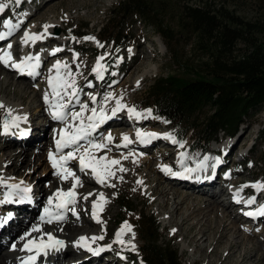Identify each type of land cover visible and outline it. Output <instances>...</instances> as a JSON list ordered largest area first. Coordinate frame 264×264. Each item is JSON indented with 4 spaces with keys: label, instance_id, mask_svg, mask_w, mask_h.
I'll list each match as a JSON object with an SVG mask.
<instances>
[{
    "label": "rangeland",
    "instance_id": "1",
    "mask_svg": "<svg viewBox=\"0 0 264 264\" xmlns=\"http://www.w3.org/2000/svg\"><path fill=\"white\" fill-rule=\"evenodd\" d=\"M23 1V0H22ZM16 5L14 3V0L12 3H9L8 0H0V3L8 4V6L5 8L4 16H9V18H4L3 21L10 20L13 24L21 22L22 18H24V15L29 12L28 16L26 17L27 20L23 25L20 26V29L13 34V38L11 39V45L12 50V62L19 63L21 59L27 56H39L41 53V56L48 54V56H51V59L47 61L41 68V73L37 76V78L34 81H27L23 82L22 80H18L17 72L16 70H13L10 66H5L3 63H0V67L7 70V73L15 77V80L13 83L18 84L26 88V91L28 92L27 95L30 98L35 97L32 90H30V87L33 88H39V97H36V101L34 106L29 108L24 103H20L17 100H14L13 98L8 99L6 97H3L1 93L3 91L0 90V99H3L4 102L7 103L8 106L13 103L12 106L17 107V111L20 114H24V112H29V115L27 120L29 119L30 122L36 124L39 117H41V124H47L49 123V116L51 115V108L49 107V104H45L43 106H40V103L38 101L44 100L45 92H51L50 88L48 89V79L50 76H54L55 72H51L49 69L53 68V65L56 63L57 60H60L62 62H66L71 69V72L73 73V78L75 79V87L78 90V97L74 99H78L80 102L85 104H90V106L94 105L90 99L91 96H95L97 103L95 104L96 107L99 108L104 101L103 97L107 95L108 93H112L115 98H120L123 96L122 103L125 105H128L130 107H135L139 113H141L140 117L146 116V124L142 123L141 130L145 131L148 130V133H156L160 135V138L158 139L157 143L155 145H152L147 151L138 149L137 147H130L129 153H122L120 149L114 150L116 153L115 155H110L109 160L112 159H120L123 155H128L129 157L125 160H119L120 165L113 166V171H115L116 175L115 177L111 178L109 181L106 182L107 185L111 184L114 186H109L108 190H98L97 185H89V188L92 186L94 187L93 190L94 194L99 195L100 193H103L104 198L107 200V206L105 208H108L107 214L103 215L101 217L103 221V225H99V223H95L90 225L91 222H95L93 220V215L91 207L82 203H78V205H73L75 209V213L82 212L83 207H87V210L85 213H83L79 219L76 217V214H71V217L66 214L64 215L65 218H67V223H71V229L74 230L77 233L85 232L84 235L88 234L92 229H88V226L85 224L87 223L89 227H93L96 229V233L92 234L94 232H90V235L95 236H104L103 240H99V242L95 243L103 247H109L110 244L113 246L115 245L117 248L116 251L109 250L105 254L110 255L113 253V255H110L103 261V263L100 264H142L141 260L139 258V253L136 251L137 244H140V231L136 227V211L144 212L145 215L152 216L153 220L158 224V235L160 237L159 243H162L164 245H171L173 248H176L178 250V256L182 264H236L237 262H241L240 256L243 255L245 251L251 250L253 247V244H261V238H259L257 235V238L253 239L252 241H247L244 239L243 243L236 248V257L233 259H224L225 254L227 252V246H224L225 244L219 245L216 248V251L213 250L212 254H210L209 243L205 242L203 243L204 252L200 253L197 252L193 247L188 246L186 242H184L180 237V232L177 230V226L174 224H168L169 218L166 211L161 210L159 207H157V203L154 205L151 204V201L147 198L149 195V187L142 186L140 188H137L135 184L133 183V180L140 181L141 178V172L142 171H148L147 167H150V164H154L155 166H162V165H168L172 168L175 167V165L178 163V159H180V154L187 151L191 145L193 144L192 134L188 133L184 139L177 141L183 143V147L181 148L179 146V143H173L171 140L165 138L167 134H171L169 130V125L166 120L163 118H159L154 113H152L151 108L145 107V94L147 91L148 86L153 82L155 79L161 76H165L166 73L169 71L170 63H169V55L160 40V38L157 36V34L154 32V30L151 27H147L142 22L139 21V18L136 15L130 14L128 11L125 13H122V17L119 16L121 8L126 5V0H26ZM169 1V4H171L175 8H180L182 6H201L203 4H207L213 9H223L227 11L229 14H233L234 16L238 17L244 22L251 23L257 26V30H259L261 33L256 34V38L258 39V42L261 43L264 46V0H167ZM21 5V6H20ZM46 6L44 9L43 7ZM42 10H41V9ZM40 11H39V10ZM13 10H16L13 11ZM31 11V12H30ZM118 16V17H117ZM112 20V24H109L107 27L104 28V32L101 34V36H98L99 39H101V45L104 46V42L107 39V36H111L110 31L117 32L121 29L123 37V43L117 44L115 46H112V43H108L107 46L103 49H101V46H98L97 40H87V42L82 45L83 41H86V39L82 38L80 40L78 39H72V37H75L76 32L78 31V27L86 25L87 28L84 30V33L88 36H96L97 33L99 34L100 28L102 26H105L107 24V20ZM172 19V18H171ZM122 21V25L119 26V22ZM51 23L56 26L55 31H51L52 35L50 36L49 43L43 44L42 46H39L38 49H36L35 43H23L24 39V32L29 30L31 26H35L37 28V32L35 34L43 33L44 30L41 31V28L45 26L46 24ZM116 24V28H113V26ZM168 24L170 26H175V23L173 20H169ZM3 23H0V29H3ZM17 34V35H16ZM22 35V36H21ZM20 37V38H19ZM78 37V36H76ZM23 38V39H22ZM22 39V40H21ZM55 42V43H54ZM61 42H66L67 46H60L62 47V53L58 55H53L52 52L54 49L58 48L57 45H61ZM8 43V44H9ZM14 43L18 45L19 43V50L18 48L14 47ZM7 44V45H8ZM106 44V43H105ZM7 45L0 44V52L5 50ZM33 45V46H32ZM131 45L130 48H125V46ZM120 46H124L121 47ZM6 47V48H5ZM119 47V48H118ZM36 49L35 52H33L32 49ZM189 46L185 47L184 52H188ZM18 52L16 53V51ZM111 50V54L109 55V51ZM5 52V51H4ZM134 52L136 53L135 59H132L131 54ZM3 55V54H2ZM109 55V57H107ZM113 56V58H112ZM100 57H103V59H111L108 61L106 68L104 67L102 69V76L104 79H100L97 77V74L93 72V68L97 66V60L100 59ZM44 58V57H41ZM48 58V57H47ZM141 58V59H140ZM102 60H100L101 63ZM34 62V61H33ZM102 64V63H101ZM139 67V70L134 73L133 75H130L129 72L132 67ZM0 68V69H2ZM120 71V72H119ZM145 72L146 77L141 80L138 79V73ZM99 80V81H95ZM101 81V82H100ZM30 82V86H29ZM137 82H139V86H137ZM94 83V84H93ZM28 84V85H27ZM32 84V85H31ZM91 85V86H89ZM81 86V89L78 87ZM83 86V87H82ZM31 92V93H30ZM69 92H71V89H69ZM7 99V100H6ZM51 99V98H50ZM45 101V100H44ZM64 103H68V108H70V104L68 102V98L65 97ZM74 102V101H73ZM42 104V102H41ZM76 105H73L72 110L70 111H80V104L75 103ZM37 106V107H36ZM89 106V105H88ZM36 107V108H35ZM44 107V108H43ZM115 107V100H111L107 103V114L110 117L109 119H112L115 116H112L111 109ZM38 110V111H37ZM42 110V112H41ZM148 110H151V114L149 115ZM89 112V111H88ZM125 116L120 117L123 119V123L127 121L124 125L114 126V124L104 123L98 133L97 137L95 138L98 143H103L105 140L103 139L108 135V131L112 128L117 127L120 131H125V133L129 134L132 138L135 132L137 130H140V122H137L135 124H131L129 121L132 120L129 115H127V110L120 111ZM119 112V113H120ZM205 113H207V110H204ZM43 114V116H42ZM38 115V116H37ZM88 113H84L85 122H87L86 117ZM90 115V114H89ZM88 115V116H89ZM52 117V115L50 116ZM112 117V118H111ZM11 116H7V113L0 112V133H2L3 129V123L5 119L11 120ZM37 119V120H36ZM27 121V123H29ZM71 121V116L69 115V120L66 122H60L57 124L56 127H66V124ZM78 124L79 122H73ZM56 124V123H55ZM53 124V125H55ZM106 124V125H105ZM264 124V109L260 112H256L255 114H251L249 117L244 119L243 124L238 128L237 133L232 139H237L238 136L241 134L248 135L245 139L242 141L233 140L234 145L232 147V150L229 155V161L227 165L224 167V169L220 172L219 175H217V178L219 176V180L222 181L223 177L222 173L225 170V174L230 173V169L232 170L231 178L225 182L224 184L227 185L229 181L231 183L229 185H232L233 183L238 184L236 189H241L244 185H249V187H244L243 189H249L251 195L250 198L255 197V204L258 205L259 200L264 198V190H262V193H260L259 197L253 194L254 190L253 187H250V185H254L256 183H264V162L259 163L257 165V162L259 159L263 156L264 150L255 149L251 161L253 162L251 165H245L244 164V157H249L247 152L251 149L252 145L259 141V132L261 130L262 125ZM49 125V124H48ZM53 125H49V127L45 128L44 133L47 135L46 141L47 144L45 145L39 155L42 157L39 165L37 167H34L33 170L31 168H27L25 163H23L21 166H23V169L19 172L21 173V176L18 174L12 173L13 170L10 168L9 165H1L3 166L2 169H0V178L3 179V181L9 178L13 179L14 181H23V185L26 184L29 186L31 183L33 184L31 188V192L28 194L30 199L33 200L31 204H36V210L38 212V209L42 207L39 206L40 201V195L36 194L37 191L42 188L49 186H52V181H57L54 177V174L52 172V168L49 165V160L47 161V154L49 151H52L53 148H56L55 142L53 137H50L53 129ZM137 125V127H136ZM43 126V125H42ZM134 126V127H133ZM29 127V126H28ZM128 127V128H127ZM41 128V127H40ZM109 128V129H108ZM124 128V129H123ZM9 130H15V127H10ZM246 132V133H245ZM157 135V136H158ZM240 135V136H241ZM244 135V136H245ZM173 136V135H172ZM174 137V136H173ZM158 138V137H157ZM13 139L18 140V138L13 137ZM230 138L226 139L225 136L220 135L218 136L217 143H210L206 150L210 151V148L218 149L222 151L224 148V145L229 143ZM6 140V141H5ZM0 135V148H3L4 152L6 151H17L22 150L24 147H22L20 144L15 143L12 146H7L8 143H10L7 139H5ZM133 140V139H131ZM168 142V143H166ZM85 143V142H83ZM82 143V144H83ZM226 146V145H225ZM164 147V148H163ZM181 148L182 150L177 149ZM173 149H176L172 151ZM125 150V149H123ZM66 151V149L64 150ZM230 151V149H229ZM228 151V153H229ZM222 153V152H221ZM186 158L188 155L184 153ZM194 154H199V151H195ZM94 155L98 158L101 157L100 155H97L94 153ZM107 156V154H104ZM119 156V157H117ZM202 157L207 156L205 153L204 155H200ZM4 157V158H3ZM0 158V163L2 161H5V158L7 156H3ZM242 157V158H240ZM251 157V156H250ZM150 159V164L147 166H139L137 171H131L128 172L127 170L124 172H120L119 168H126L134 166L136 163H143L144 160ZM222 157L220 158V160ZM226 158H224V161L222 165H225ZM74 160V161H73ZM69 163V168L74 172L76 167V162L78 159H73ZM246 160V159H245ZM122 161V162H121ZM142 161V162H141ZM165 161V162H164ZM169 161V162H168ZM173 162V163H172ZM183 162L185 160L183 159ZM221 162V163H222ZM256 165H255V164ZM25 165V166H24ZM47 167V168H46ZM49 167V168H48ZM223 168V167H222ZM47 169V170H46ZM78 170V169H77ZM87 170V169H86ZM85 170V171H86ZM157 170V171H156ZM11 171V172H10ZM141 171V172H140ZM150 171V170H149ZM154 171V172H153ZM82 173V172H81ZM91 169H88L86 173L83 172L82 176L84 178V175L86 177L90 178L91 175ZM80 175V174H79ZM150 175L155 176L159 179L160 182H162V187L164 188H173L172 184L164 182L163 178L161 177V171L158 169L151 170ZM258 175V176H257ZM81 176V177H82ZM50 177H54L53 179ZM120 177H123L121 180ZM129 178V179H125ZM31 180V183H30ZM67 182L69 185L66 187L61 185H56V188H62L63 190L70 189L73 184L72 178L67 179ZM28 183V184H27ZM20 184V181H19ZM91 184H93L91 182ZM96 184V183H94ZM55 186V185H54ZM168 186V187H167ZM171 186V187H170ZM176 186V185H173ZM22 187V185H21ZM65 187V188H64ZM70 187V188H69ZM184 188H187L189 186L183 185ZM55 188V187H54ZM90 188V189H91ZM97 188V190H95ZM176 188H179L176 186ZM3 188L0 186V199L3 198L4 194L2 193ZM53 189V187H52ZM50 189V191L52 190ZM231 189V188H229ZM57 189H53L51 192L54 194ZM191 193H195L198 195L203 194L199 190H190V189H182ZM256 190V189H255ZM198 191V192H197ZM257 191V190H256ZM96 192V193H95ZM260 192V191H259ZM256 192V193H259ZM89 191L82 193V200H85L84 197H87ZM204 195V194H203ZM15 199H18L19 197L13 196ZM14 198L11 197L12 201ZM217 200V201H216ZM20 201V200H18ZM41 201L45 202L44 197L41 198ZM125 202L128 208L124 209L121 208L119 202ZM214 201L216 205H219L221 208L225 209V213L227 214L228 222H235V227L238 229V233H241V231L248 230L252 233H259L260 235L264 236V217L262 219H258L256 225H253L251 222V219L247 221H240L241 217L238 215V211L241 208H235L237 205H231V207H228L227 200H224L222 197L219 199L214 198ZM48 204V200L47 203ZM259 206V205H258ZM264 206V204L262 205ZM72 208V205L69 206ZM5 213V212H4ZM3 213V214H4ZM26 219L24 218L23 221H25V224L27 220L30 219L31 214L25 213ZM23 215V216H24ZM23 216L21 218H23ZM178 221V219L176 220ZM20 225L22 226L21 229L24 227L25 224H23L22 221H19ZM115 222V223H114ZM127 222L132 226V232L135 233L136 240L132 241L131 244L135 245V251L131 249V245L128 244V241H125V244H120L115 242L116 236L115 234L121 229V226ZM189 225L193 224V221L188 223ZM32 225V224H31ZM64 225V224H61ZM59 225V226H61ZM19 226V225H18ZM34 225H32L33 227ZM37 226V225H36ZM41 227V226H40ZM56 227V226H53ZM15 228V227H13ZM235 228V229H236ZM30 229V226H29ZM105 229L108 231V235L103 233ZM241 230V231H240ZM13 232L16 231V228L11 230ZM89 231V232H88ZM139 232V233H138ZM233 235V233L230 234L229 242L230 240L234 243H239L241 240V237L238 235ZM131 235V233H128ZM6 236V234H4ZM2 235V237L6 240V237ZM8 238V237H7ZM20 243L19 246L21 244ZM111 242V243H110ZM225 242V241H224ZM120 244L117 245V244ZM6 246H2L1 248H5ZM227 249H226V248ZM261 251L264 255V245L261 246ZM13 249V247L11 248ZM72 250L69 249L66 250L62 256V261L64 264H74V259L72 258ZM104 252V251H103ZM114 252H122L124 253V259L120 260V258H117L118 261H113L115 256ZM79 254L82 256L85 255L83 251H79ZM77 255V254H76ZM253 255H256V251L253 252ZM252 255L250 257L249 262H245L244 264H258V258ZM85 257V256H84ZM126 258V262H124ZM222 259V260H221ZM13 264H17L16 262H13ZM96 264H99L97 262Z\"/></svg>",
    "mask_w": 264,
    "mask_h": 264
},
{
    "label": "bare ground",
    "instance_id": "2",
    "mask_svg": "<svg viewBox=\"0 0 264 264\" xmlns=\"http://www.w3.org/2000/svg\"><path fill=\"white\" fill-rule=\"evenodd\" d=\"M31 2L33 3V0ZM46 6H48V5H45L43 7V9ZM2 14L3 13H0L1 16H2ZM26 20H27V18L24 19L23 23H25ZM23 23H21V25H23ZM46 25H51L52 27L48 28V30H47L48 34L45 36L44 39L37 40L38 42H36L34 44V45H36V47H35L36 49H38L39 46H42L43 44L47 45L49 43V41H52L51 39L49 40V38L52 35L51 31H55L56 26L51 24V23H48ZM18 30H14L13 34L16 33ZM42 30H44V26L41 28V31ZM5 31H7V29H5V28L0 29V32H5ZM27 31L30 34L36 33L37 28L35 26H31L30 29ZM13 34L10 36V38L8 37L9 39L7 38L8 40L5 39L4 41H0V44L5 46L9 42H11V39L13 38ZM14 44H15L14 47L18 48V50H19V43H18V45L16 43H14ZM60 44L61 45L58 44L57 47L61 48V49H62V47H60V46H64V47L67 46L66 42H61ZM36 49L33 48L32 49L33 52H35ZM18 50L16 51V53L18 52ZM4 51H8V48L1 51L0 55H2L4 53ZM10 51L13 52L12 48L10 49ZM60 53H62V51L58 52V54H60ZM58 54H56V55H58ZM41 57H44V58H41ZM41 57H40V67L36 70L38 72V74L41 73L42 66L47 61H49L51 59V56H48V54L43 55ZM135 57H136V53H135V55H133L132 59H135ZM105 61H107V59H102V61H101L102 65H103V62H105ZM9 66H10V64H9ZM0 68H2V67H0ZM13 70H16V69L13 68ZM49 70H51V72H55L54 68H51ZM138 70H139L138 66L132 67L129 74L133 75ZM16 72H17L16 74H17L18 80H22L23 82H27V81L31 82L35 76V75H31V77L26 78L24 76H21L19 71L16 70ZM53 74H55V73H53ZM138 74L139 75L137 76L138 77L137 80H141V79H144L146 77L145 72L141 71V73H138ZM15 79H16L15 77H13L9 73H7L6 69H3V68L0 69V90L3 91V93H1L2 96L6 97L10 100H11V98H13L14 100H17L20 103H24L25 105H27L29 108L32 109V107L34 106L35 101L37 99L36 97H39V95H40L39 88H33L32 89L30 87V90H32L31 92H33V94L35 95V97L30 98L27 95L28 92L26 91V88L23 87V86H25V84H23V86L15 84L13 82L18 81ZM30 82H29V86H30ZM47 88L49 89V85L47 86ZM78 88L81 89V86H79ZM50 91H51V89H50ZM41 102H42V104H41ZM0 103H2L5 106L4 108H0V112H2V113H4V112L7 113V110L11 109L12 110V116H20V117H26V118H28V116L31 117V115H29V112H28V114H27V112H24V114L23 113L20 114L17 111L18 110L17 107L12 106L13 103H11V105L8 106L7 103L3 101V99H0ZM38 103H40V106H43L46 104L44 100L38 101ZM73 105H75L74 102H71L70 108H68V109L72 110ZM88 105H89V103H88ZM92 107H96V105H92ZM41 112H42V110H41ZM127 115H129L128 112H127ZM42 116H43V114H42ZM123 116L124 115L122 114V112H120V113L118 112V115H116L113 118L111 117L112 119L106 120L105 123H109V124L115 123L114 126H119V125L122 126L125 123L127 124V121H125L123 123L124 118H122V119L120 118ZM131 119H134L133 124H135L136 122H140L137 125H140V131L141 132L148 133V130H145V131L141 130V128L143 127L142 123L146 124V122H147L146 116L140 117L138 119L137 118H131ZM27 121H29V119L28 120L27 119L21 120L19 122V126L15 127V130H9L7 133H5L4 129H2V133H0V135H2L4 140L7 139L10 142V143H8L7 146H12L13 144L18 142V144H20L22 147H24V149L17 150L16 152L15 151L4 152L3 151L4 149L0 148V158H2L3 156H7L5 158V161H3V163L1 161L0 169H2V167L4 165H6V166L9 165L10 168L13 170L12 173L18 174L23 169V166H21L23 163H25L27 168L29 166V168H31V170H33L34 167H37L39 165L38 163H40L41 158H42L39 155V153L44 147H46L45 145L47 144V141H46L47 135H45L46 133H44L45 128L49 127V125H53L54 123H59L58 120L56 121L55 119H53V117H49V123H47V124H41V122H42L41 117H39L36 124H34L30 121H29V123H27ZM69 123H73V121L71 120V121H69ZM102 125H100V127ZM127 125L130 126L129 123ZM137 125H136V127H137ZM53 126L54 127L51 130L52 133H51L50 137H53L54 141H57V139H59L60 130L65 128V127H56L58 125H53ZM100 127L96 130V132L93 135L95 138L97 137V133H98ZM117 129L118 128L115 127V128L110 129V130H107L108 131L107 133L108 134L111 133L112 137L114 138L113 142H112V144L108 145L107 149L95 151L94 152L95 154L100 155V156L101 155L104 156V154H107V156L105 155V157H107V159L109 160V157L111 154L112 155L116 154L114 152V150L120 149L123 154L129 153V151L127 152V150H129L130 147H137L138 149H142V150L147 149L148 150L152 145H155V143H157L158 139H163V138H160V135H158L157 136L158 138H153V139L147 140L144 143H141L136 138V132L132 138L129 134L125 133V131H120V129L119 130H117ZM123 135H127L130 137V139H133L132 140L133 142L131 144H128L127 147L122 146L123 141H122L121 137ZM240 135L238 136V138L240 137L239 140L237 138V139L229 140L230 141L229 143L226 142V144H225L226 146L224 145V148H223L224 152L220 150L221 152H223V155L221 156L222 159L221 160L219 159L220 163L218 165H215L213 170H210L211 168H213L212 166L215 164V161H216V159H214L213 157L218 155L219 148L218 149L217 148L216 149L210 148L211 149L210 151L207 150V154L209 155V156L207 155V157H210L208 159V162H207L208 168L206 171H200V172H196V173L192 174V176L190 178L194 179V183H189L188 181L183 179V178H186L187 174H185L183 176H173L171 174H166L165 172L161 171L160 166H155L154 164H150V159L145 160V158H144L145 161H143V163H136L134 166L126 167L125 169L128 172H131V171L139 172V170H137V168L139 166H144V165L147 166L148 164H150V167H147L148 171H142V172L140 171L141 172V178H142L140 181H142L143 183L142 184L138 183V181L136 182L135 180H133V183L135 184V186L137 188H140L142 186L149 187L148 189L150 191H149V195L147 196V198L151 201V204L154 205L155 203H157V207H159L163 211H166V213L168 214V218H169L168 224H174L177 226V228H178L177 230H179V232H180L181 239L184 242H186L188 244V246L193 247L197 252L202 253V252H204V248L202 247L203 243L207 242V243H209V248H211L209 253L212 254L213 250L216 251V248L219 245L225 244L224 246H227L228 249L225 247L227 249V252L225 254L224 259L230 260V259H233L237 256L236 255L237 254L236 248H238L243 243L244 239L247 241H252L254 238L256 239L258 236L259 238H261V244H258V245L253 244V247L251 250L245 251L243 253V255L240 256L241 262H237L236 264H244L245 262H249L250 257H252L254 251H256V255H253V256H254V258L255 257L258 258V264H264V255L261 251V249H262L261 246L264 245V236L260 235L257 232H255V233L249 232L248 230H246V231L240 230L241 233H238V229L235 227V222H233V221L228 222V220H227L228 216L225 213V209L221 208L219 205H216V203L214 201L215 196L217 199L222 197L224 200H227L228 207H231V205H237L235 207L236 209L237 208L244 209V207L245 206L248 207V205L243 203V197L246 195H249L250 190L249 189H243L241 191V189H237L235 191H230L227 188V186H229L231 181H229L227 185L222 184L218 179H216L213 182L204 181L205 176H209L211 174L219 175L220 172L224 169V167L227 165V163L229 161L228 157H229L230 152L232 150V147L234 145L233 140L242 141L243 139H245L248 136L245 134H243L241 136ZM13 137L18 138V140L13 139ZM81 143H83V142H81ZM166 143H168V142H166ZM55 145H56V142H55ZM118 145H121V146L118 147ZM54 149H56V148H53V150L49 151V152L55 153L56 150H54ZM108 149H111V150L109 151ZM123 149H125V150H123ZM229 149H230V151H229ZM70 150L71 149H66V151H64V154H66ZM174 150H176V149H173L172 151H174ZM178 150L180 151L182 149L178 148L177 152H178ZM228 151H229V153H228ZM49 152L46 153L47 154L46 156L48 158L47 161L49 160ZM126 154L123 155L122 158H120L118 160H125L123 158L124 156L129 157ZM117 157H119V156H117ZM226 157H227V159H226L225 165H222L223 164L222 161H224V158H226ZM3 158H2V160H3ZM203 158L204 157L198 156L197 154L188 153V156L186 158H184L185 162H183V164L188 168H195L196 165L203 160ZM70 162H71V160L68 162L67 167L69 166ZM77 162H76V164H77ZM177 162L178 163L175 165V167H173V164L171 165L173 171L174 172H177V171L183 172V168L181 167L180 159H178ZM1 165H3V166H1ZM48 166H50L52 168V172H53L54 177L57 181H52V186H49L48 188L42 187L37 191L38 193H36V194H39L41 198L44 197V200H45V202L43 204V202L41 201V198H40L39 206L42 204L41 205L42 207H40L38 209V212L36 210L37 205L31 204L33 201L31 199L26 200L24 202H20V201H18V200H20L19 198L15 199L14 197H12V198H14L13 201H12V199L10 201L6 199V197L8 196V193L10 191V189L6 185H8V184H19V181L21 182L22 180L14 181L11 178H9V179L6 178V180L4 181L5 183L0 184V186L3 188L2 193L4 194L3 198L0 199V216H7L9 214H11V216H12V220L10 221V223L6 227L0 228V264H13V262H16L17 264H21L22 262H24L26 260V259L25 260H21V259H23L25 257V254L28 253L27 251L21 250L23 248L24 244L27 242V240L36 239L38 241L39 238L42 237L43 240L45 241V243H48L49 241L47 238V233H51L56 239L63 241L64 247L60 248L59 250H54L53 252L50 253V255L46 259H44V257L39 256L37 258V260L35 259L33 264H64L60 260L62 259L64 252L66 250H69V249H73L71 254L73 255L72 258L74 259V264H96L97 262H99V264L103 263V261L107 258V255L103 257V253H106L109 250L116 251L117 248H115L116 247L115 245H113V246L110 245V248H105V247L100 246L98 244H93L92 246L94 248H104L106 250L108 249L107 251L104 250V252L100 251L98 254H93L92 252L85 251L84 248L76 246V241H78L81 236L92 237L93 235H90V234L92 232H94L92 234H95L97 232L96 229H94L93 227H89V225L87 223H85V224L88 226V229H92V230L90 231L91 233L88 231L89 233L84 235V233H86V231L79 234V233H77L71 229V225H72L71 223L65 224L67 221V218H65L63 221H60V222L54 221L51 224L41 222L40 218H41V216H44V208L48 206V204H46V203H47L49 196H53L57 192V190H63L62 189L63 186L66 187L67 185H69L67 180H62L60 178V176L55 174L56 169H54L52 167L50 160H49ZM116 167H118V166H116ZM155 169H158L161 171V177L163 178L164 182L172 184L173 188L162 187V185H163L162 182H160L159 179L156 178L155 176L150 175V171L155 170ZM87 170L84 171V173H86ZM74 172L78 177H80V180L82 183V186H78L75 189V192L77 195V201H76L75 205H78V203L81 204V202L86 204V205L88 203H90L88 206L91 207V209H93V203L94 202L95 203H103V201H98L99 195L94 194V191H91V190L94 189V187H93L94 185H95V187L97 185L98 190H100V189L101 190H108L109 186L107 184L102 185L100 183H97L92 172L90 173V175H91L90 178L86 177V175H84V178H83V176H82L83 172L81 173V171L79 169L78 170L75 169ZM207 172H211V174H209ZM19 176H21V173H19ZM50 178H52V177H50ZM125 179H129V178H125ZM91 182L93 184H91ZM30 183H31V180H30ZM94 183H96V184H94ZM57 184L58 185L63 184V185H61L62 188H56ZM184 184L189 186V187L184 188L183 187ZM238 184L233 183L232 185H238ZM89 185H93L92 188L90 187L91 189L89 188ZM173 185H176L179 188H176V186H173ZM32 186H33L32 183L29 186H27L26 184H24V185L22 184V187H29L30 188ZM52 187H53V189H57L54 194L51 192L53 190ZM97 188L95 190H97ZM50 189H52V190L50 191ZM182 189H190L192 191L193 190H199L204 195L203 194L198 195V193L195 194L196 192L191 193V192H188V191H185ZM68 190L69 189H67L66 191L65 190H63V191L67 192ZM253 190H254L253 194H255L258 197H259L260 193H262V191H260L259 193H256L258 191H256L255 188H253ZM88 191H89V193L87 195L88 198L85 200H82V198H81L82 193H85ZM237 192H240V197H239L240 202L239 203H237L236 199L234 198V194ZM17 202L21 203L19 207L16 206ZM263 204H264V198L259 200V202H258L259 208ZM106 206H107V203L103 205V211L102 212H100L99 209H97L98 215H99V218L101 221H102L101 217L103 215L107 214V212H108V208H105ZM251 206L255 207L254 203L251 204ZM72 207H73V205H72ZM86 210H87V207H83L82 212L77 213L75 216L78 217V219H79V215L81 217V215L83 213H85ZM27 212L31 214V217L29 220H27V222L25 224V221H23V219L24 218L26 219V215H24V214ZM242 212L243 211H241V213H238V215L241 217L240 221H247V220L251 219L249 216L243 215ZM72 213H73L72 211H66L63 214L64 215L68 214L71 217ZM22 216H23V218H21ZM256 217L258 220V219H262L264 216H256ZM177 219H178V221H176ZM93 220L95 222L90 221V225H92V226H93V224L97 223V221L94 218H93ZM19 221H22L23 224H25L22 229H21L22 224L20 225ZM191 221H193V224L189 225L188 223ZM31 224L34 226H36V225L41 226L42 232H31V229H32ZM61 224H64V225H61ZM100 224L103 225V221H102V223H99V225ZM59 225H61V226H59ZM95 225H97V224H95ZM29 226H30V229H29ZM53 226H56V227H53ZM13 227L16 228L15 232L11 231L12 229L13 230L15 229ZM28 232H31V235L27 236L26 239H22L21 244L19 246V243H20L19 241H20L21 237L24 236L25 233H28ZM103 233L106 234V236L108 235V231L106 229H105V231H103ZM231 233H233V235H237V233H238V235L241 237V240L239 241V243H234L231 240L229 242V237H230ZM4 234H6V236L8 238ZM2 235H4L6 237V240L2 237ZM123 240L132 242V241L136 240V237L133 239L132 235L126 234L123 236ZM96 242L98 243L99 240ZM3 245L6 247L2 249L1 247ZM13 245H15V248L11 249ZM117 245L120 246V244H117ZM81 250L83 251V253H85V255H84L85 257L83 255L81 256L79 254V251H81ZM110 255H113V253H111ZM110 255H108V257H110ZM113 261H118L117 257H114ZM124 262H126V258H125Z\"/></svg>",
    "mask_w": 264,
    "mask_h": 264
},
{
    "label": "trees",
    "instance_id": "3",
    "mask_svg": "<svg viewBox=\"0 0 264 264\" xmlns=\"http://www.w3.org/2000/svg\"><path fill=\"white\" fill-rule=\"evenodd\" d=\"M126 11L154 30L169 55V71L148 86L145 107L168 121L175 138L191 133L193 144L206 148L220 135L236 134L244 119L264 109V46L255 37L261 33L256 25L207 4L175 8L167 0H126L119 16ZM109 24L110 19L94 36L100 44L98 36ZM86 28L78 27L75 36L84 35ZM110 34L103 47L123 43L121 29ZM259 133L244 161L247 166L256 148L264 150V124ZM263 162L261 157L257 165ZM119 204L128 208L123 201ZM135 215L142 264H182L176 248L159 243L152 216Z\"/></svg>",
    "mask_w": 264,
    "mask_h": 264
},
{
    "label": "snow or ice",
    "instance_id": "4",
    "mask_svg": "<svg viewBox=\"0 0 264 264\" xmlns=\"http://www.w3.org/2000/svg\"><path fill=\"white\" fill-rule=\"evenodd\" d=\"M9 3H12L13 0H8ZM14 3L16 5H19L21 3V0H14ZM8 6V4L0 3V13H3L5 11V8ZM3 27L7 29L5 32H0V41H4L8 37H10L14 30H18L21 26V23L23 21L13 24L10 20L3 21ZM49 27H52L51 25H45L44 26V32L35 34V33H29L28 31L24 32V40L23 43L27 44L29 42L35 43L37 40H42L45 38V36L48 34L47 30ZM75 39V37H73ZM86 40H95V37L88 36L85 37ZM98 46L99 42L97 41ZM12 45L9 43L7 45L8 51H5L3 55H0V63H3L5 66H9L10 62H12L13 58L11 55V49ZM62 51L61 48H56L53 50L52 54L55 55L56 53ZM103 57H100L99 60H97V66L93 68V72L97 74V77L102 79V69L104 66L100 63V60H102ZM34 61V62H33ZM11 67L19 71L21 74H24L25 72L28 75H38V72L36 71L40 67V57L39 56H27L20 60L19 63L12 62ZM53 68L55 69V75L50 76L48 79V85L51 89V93L45 92L44 100L45 103L49 104V107L51 108V115L53 119L58 120L60 122H66L69 120V115L71 116V120L73 122L78 121L79 123H67L66 127L60 130L59 133V139L56 141V152H49V160L52 164V167L56 169V175L60 176L62 180H67L70 177L73 180V184L71 189H69L67 192L63 190H57V192L53 196H49L48 198V206L44 208V216H41V222L42 223H48L51 224L54 221L60 222L65 219L64 212L66 211H72L73 214L75 213L74 207L70 208V205H75L77 201V195L75 192V189L78 186H82L80 177H78L75 172H73L69 167H67L68 162L73 159L79 160L80 165V171L84 172L85 169H91V172L96 179L97 183L100 184H106L107 181H109L111 178L115 177L116 173L113 171V166L119 165L120 161L116 159L108 160L107 157L101 156L96 157L94 155L95 151L107 149L109 144H112L113 137L111 133H109L106 137L103 139L106 141L104 143H98L93 136V134L96 132V130L105 123L106 120H108L110 117L107 114V108L106 105L109 101L115 100V107L111 109L112 116H115L118 112L122 110H127L130 118H140L141 113L137 111L135 107H130L128 105H125L122 103L123 96L120 98H115L112 93H108L103 97L104 103L98 107H92L89 109L88 104L80 102L78 99H74L78 97V90L75 87V79L73 78V73L71 72V69L69 68L68 64L66 62H62L60 60H57L56 63L53 65ZM51 71V70H50ZM91 86V85H89ZM137 86H139V82H137ZM69 89H71V92H69ZM50 96L52 99H50ZM65 97L68 98V102H75L80 104V111H70L68 110V103H64ZM92 103L95 105L97 103L96 97L91 96L90 97ZM5 106L0 103V108H4ZM91 112V115L86 117L87 122H85L84 113L85 112ZM149 115L151 114V110H148ZM7 116H11V120L5 119L3 123V129L4 132L7 133L10 129V127H18L19 122L21 120H26V117H20V116H12V110H7ZM156 133H144L140 130H137L136 132V138L141 143L146 142L147 140L157 138ZM167 139L171 140L173 143H179V146L182 148L184 145L183 143L177 141L172 134H167ZM123 144V147H127L128 144H131L133 141L130 139L129 136L123 135L121 137ZM85 143H81V142ZM121 145H118V147ZM65 149H71L66 154H64ZM109 151L111 149H108ZM78 154V155H77ZM185 154H180V161H181V167L183 168V172H174L173 169L167 165L161 166V171L165 172L166 174H171L173 176H183L187 174L186 178H190L193 173L200 172V171H206L208 168V157L205 156L203 160L196 165L195 168H188L183 164ZM124 159H127V156L123 157ZM220 163V160L217 158L215 161V164L212 167H215V165H218ZM120 172L126 171L124 168H119ZM122 180L123 177H120ZM2 178H0V184H4ZM138 183H143L142 181H138ZM23 184V181L20 182V184H8L6 185L10 191L8 193V196L6 197L7 200H11V197L14 195L19 197L20 202H24L26 200H30L29 193L32 191L29 187H21ZM108 186H114L109 184ZM244 187H249V185H244L241 188V191ZM250 187L255 188L258 192L264 190V183H256L254 185H250ZM91 195V194H90ZM240 192H237L234 194V198L236 199V202H240ZM88 197H84V199H87ZM98 201H103V203H93V218L97 221V223H102V221L99 218L98 211H103V205L107 203V200L104 198L103 193H100L98 196ZM248 206L255 203V197L250 198L245 202ZM247 216H264V206H261L257 209L256 212H246L244 213ZM12 220L11 214L7 216H0V228H3L8 221ZM31 232H42V229L40 226H33L31 229ZM31 232L25 233L24 236L21 237V239H26L27 236L31 235ZM131 233L132 238H135V233L132 232V226L125 222L121 229L115 234L117 243L125 244V241L123 240V236ZM48 243H45L43 238H39L37 241L36 239L33 240H27V242L24 244L22 251L27 252H33L35 251L37 255H39L41 252H45L48 249L52 250H59V248L64 247V242L61 240L56 239L51 233H47ZM104 236H92V237H86L81 236L78 241H76V246L84 248L85 251L92 252L93 254H98L100 251H104L106 249L104 248H94L92 245L96 243L98 240H103ZM128 244L131 245V249L135 251V245L131 244V241H128ZM15 248V245L12 246ZM110 248V246H109ZM36 256H29L27 260L23 262V264H33L35 261Z\"/></svg>",
    "mask_w": 264,
    "mask_h": 264
}]
</instances>
